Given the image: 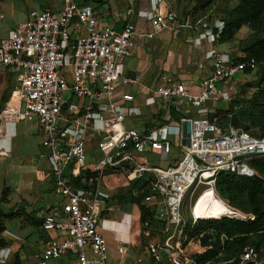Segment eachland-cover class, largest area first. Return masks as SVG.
Here are the masks:
<instances>
[{"label":"built area","instance_id":"built-area-1","mask_svg":"<svg viewBox=\"0 0 264 264\" xmlns=\"http://www.w3.org/2000/svg\"><path fill=\"white\" fill-rule=\"evenodd\" d=\"M122 1L124 20L118 30L113 25L120 22L121 14L108 24L102 20L103 13L81 0H60L55 11H29L24 21L0 38V68L13 77V88L0 108V127L10 128L24 117L36 118L51 191L60 198L57 204L47 205L40 217L44 236L34 248V264L64 256L73 264H108L97 221L114 206L109 192H126L136 182L146 184L131 190V196L143 193L142 203L153 214L151 221L139 224V235L146 243L143 257L134 264L144 258L152 264H192L182 247L185 226L223 217H196L198 197L208 190L218 198L213 189L218 172L252 177L249 161L264 157V138L219 126L210 118L209 108L225 94L216 85L254 69V60L245 55L230 61L223 52L208 51L203 59L207 67H200L204 76L193 92L160 77L143 100V106L152 110L142 117L136 97L126 90L135 79L122 76L121 61L133 50L134 37L147 41L174 30L176 16L168 9L156 11L147 16L146 26L137 28L131 23L134 5L147 0ZM200 22L182 26L198 33ZM155 99L161 102L157 120L153 119ZM185 122L189 124L187 146L180 145ZM173 148H179L180 159L165 169L140 161L145 153L166 161ZM91 149L101 154L95 164L85 163V152ZM77 179L87 183L88 190L75 187L72 183ZM185 199L188 223L182 218ZM126 251L122 241H115L118 256ZM258 251L245 246L224 264H257Z\"/></svg>","mask_w":264,"mask_h":264},{"label":"rangeland","instance_id":"rangeland-1","mask_svg":"<svg viewBox=\"0 0 264 264\" xmlns=\"http://www.w3.org/2000/svg\"><path fill=\"white\" fill-rule=\"evenodd\" d=\"M104 1H107L108 7L112 10L114 0ZM236 3V0H207L205 4H203V0L198 2L175 0L176 12L180 16L178 19L189 15L186 12L188 10L191 11L189 15L191 22L201 18L216 26H220L221 21L226 18L227 11L232 9ZM86 4L101 13H104L106 9V5L97 6L92 0H87ZM118 4L124 7L122 0H118ZM42 8L57 10L59 9V0H0V38H5L13 26L24 21L29 11ZM236 37L232 46L235 50L226 53L230 61L246 55L245 48L255 38H264V14L260 32L254 34L246 27L240 29ZM263 75L264 61L256 63L252 71L237 73L225 84L216 85L217 89L225 91L223 98L213 108H210L211 117L216 119L219 126L230 125L229 119L232 116L240 119L241 112L247 106V102L259 98L258 91L264 85L261 83ZM11 86L8 76L0 71V99L1 97L4 100L8 98ZM160 104V100L155 99L153 111L158 113L159 117L162 115L158 110ZM2 105L3 102L0 101V106ZM182 111L184 113L185 108ZM213 113L215 114L212 115ZM248 131L253 135L257 134L256 128H250ZM40 143L41 137L36 118L24 117L14 125V137L10 141V152L5 157L0 156V225L4 229L0 233V238L6 243L5 247L0 249V264L8 263L14 252L17 253L20 264H34L32 257L34 248L44 233L32 223L43 215L47 205L57 204L60 200L51 191L52 186L48 177L49 168L42 155ZM180 154L179 148H173L167 157V162L160 160L153 153L141 155L140 161H145L155 168L165 169L170 163L179 160ZM100 158L101 154L96 149L85 152V163L95 164ZM1 192H3L2 197ZM109 194L113 198L120 196L115 198V201L110 200L116 207L111 208V217L107 216L104 219L106 212L97 221V228L100 233H103L106 241L107 262L108 264H134L135 259L143 257V248L146 243L139 235L138 209L133 203L121 198L125 194L124 189L113 190ZM224 203L226 204V202ZM187 205L188 199H185L182 206V218L185 223L189 222ZM226 206L235 215H224L223 217L241 220L248 217L229 205L226 204ZM9 214V217L3 216ZM180 238L178 236V239ZM14 240H18L19 244H13ZM115 241H122L128 248L124 256L116 254ZM11 243V248H9ZM183 248L189 255L200 251L198 243L193 241H186ZM68 260V257L64 256L49 260L46 264H73ZM139 264L150 263L144 258ZM257 264H264V238L258 251Z\"/></svg>","mask_w":264,"mask_h":264},{"label":"trees","instance_id":"trees-1","mask_svg":"<svg viewBox=\"0 0 264 264\" xmlns=\"http://www.w3.org/2000/svg\"><path fill=\"white\" fill-rule=\"evenodd\" d=\"M87 0H81L86 3ZM97 6L106 5L104 0H92ZM195 2L200 0H194ZM237 3L227 11L226 18L221 21V27L217 33V43L229 42L234 34L241 28L247 27L254 34L262 29V17L264 14V0H236ZM207 0H203L205 4ZM216 31L212 30L214 35ZM247 57L256 63L264 61V38H255L245 48ZM250 70H245L248 72ZM264 83V75L261 77ZM259 98L247 102V106L241 112L240 119L232 116L229 124L232 128L248 132L256 138H264V85L260 88ZM7 99V98H6ZM3 97L0 101L5 102ZM1 107V106H0ZM213 113L212 115H214ZM159 114L153 116L158 119ZM210 118H213L210 116ZM172 119L177 117L172 115ZM256 128L257 134L253 135L248 130ZM253 170L252 177L237 176L235 174L218 172L214 177L213 189L216 196L226 202L230 207L245 214V219L220 217L219 219L197 220L190 228L186 226L183 231L185 241L198 243L200 251L191 255L192 264H224L236 258L245 246H252L259 250L264 238V157L254 158L248 163ZM89 175L85 174V179ZM75 187L88 190L87 183H79L78 179L72 183ZM146 183H143L144 186ZM141 183L130 185L129 190L121 197L133 203L138 209V221L141 225L146 219L151 221L152 212L142 203L143 193L131 196L130 191L141 189ZM3 192H1V197ZM120 196H116L117 199ZM9 217V215H3ZM39 227L40 218L33 221ZM4 231L0 225V233ZM5 241L0 238V249L5 247ZM6 264H20L17 253H13Z\"/></svg>","mask_w":264,"mask_h":264},{"label":"crops","instance_id":"crops-1","mask_svg":"<svg viewBox=\"0 0 264 264\" xmlns=\"http://www.w3.org/2000/svg\"><path fill=\"white\" fill-rule=\"evenodd\" d=\"M157 1L147 0L145 3L137 2L134 5L131 23L136 25L137 28H142L146 26V18L149 14L154 15L156 11L163 12L168 9L176 16V28L172 31H162L152 40L146 41L140 37H134L133 50L121 61L122 76L135 79V83L126 90L136 97V102L140 105L143 118H147L152 110V108L143 106V100L145 97L150 96L147 91H150L154 87L160 77H165L173 83H182L193 92L197 82L204 76V70H201L200 67H207L208 63L203 60L206 53L211 50H217L226 54L229 51L235 50V48H232L233 41L237 38L236 36L240 29L246 28L241 27L229 42L217 43V33L221 24L220 26H216L210 22H206L205 19L199 18L196 21H201L199 23L201 29L198 33H195L182 26L184 23L196 22H191L189 19L191 11L187 10L186 12L189 15L178 19L180 16L176 12L175 0ZM117 13L121 14V16L120 22L113 25L115 30L120 28L124 20L123 7L118 4V0H114L111 10L106 1V9L103 13L105 18L102 20L111 24L112 19H114ZM202 22L204 23L203 25ZM212 30L216 31L214 35L212 34ZM0 71H3L11 81V91L13 88L12 75L3 68H0ZM0 128L3 130L0 132V153L1 156L5 157L10 152V141L14 137V125L7 128V125L3 124ZM110 214L111 211L110 213L107 212L104 219L107 216L111 217ZM148 263L151 264L150 261Z\"/></svg>","mask_w":264,"mask_h":264},{"label":"bare ground","instance_id":"bare-ground-1","mask_svg":"<svg viewBox=\"0 0 264 264\" xmlns=\"http://www.w3.org/2000/svg\"><path fill=\"white\" fill-rule=\"evenodd\" d=\"M194 214L200 218H217L224 215H235L225 203L213 196L211 191H204L197 199ZM237 215V214H236Z\"/></svg>","mask_w":264,"mask_h":264},{"label":"water","instance_id":"water-1","mask_svg":"<svg viewBox=\"0 0 264 264\" xmlns=\"http://www.w3.org/2000/svg\"><path fill=\"white\" fill-rule=\"evenodd\" d=\"M189 133V124L187 122L181 125V138H180V145L187 146V135Z\"/></svg>","mask_w":264,"mask_h":264}]
</instances>
